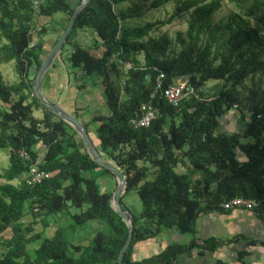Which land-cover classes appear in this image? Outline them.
<instances>
[{
    "label": "trees",
    "instance_id": "1",
    "mask_svg": "<svg viewBox=\"0 0 264 264\" xmlns=\"http://www.w3.org/2000/svg\"><path fill=\"white\" fill-rule=\"evenodd\" d=\"M167 1L154 0L152 7ZM230 1L238 13L222 34L214 28V15L222 0L181 1L167 21L143 27H131L127 22L133 14L120 7L126 0H91L67 38L66 43L78 30H92L102 41L101 56L74 44L68 60L83 78L100 79L108 114L98 112L91 119L97 125L100 152L126 176L125 194L135 191L143 206L140 216L132 215L133 237L123 264H174L192 246L171 244L140 261H132L131 256L137 243L159 236L162 228L194 234L200 214L224 210L221 204L232 198L258 201L264 218V90L253 91L255 98L248 104L235 92L249 76L259 73L264 77V0ZM80 2L0 0V61L13 62L18 77L11 85L0 77V150L9 158L8 168L0 172L5 181L0 184V264H117L127 239L126 225L110 207L111 194L101 191L97 178L83 176L96 170L111 174L89 157L77 133L32 95L36 71L47 53L43 41L30 47L34 16L52 21L55 14L62 13L68 23ZM187 12L189 41L179 35L183 48L176 57L168 58L169 39L148 34ZM44 34L42 27L38 35ZM126 62L133 66L129 71L122 68ZM109 69L122 81V89L111 81ZM159 72L165 75L164 87L188 77L198 98L193 95L172 106L156 90ZM212 80L224 83L219 94L212 100L199 97V90ZM147 102L158 115L149 127L134 129L129 121ZM235 105L244 129L218 132V120ZM37 110L42 111L41 119L34 117ZM84 125L88 131V124ZM21 149L33 158L42 153L40 169L49 177L41 184L28 186L25 179L12 184L29 169L18 157ZM241 154L245 160H239ZM69 209L75 210L70 214L72 231L93 223L103 224L104 231L99 230L86 246L69 241L60 226L52 236H45L48 216L69 214ZM38 211L43 215L42 231L29 236L34 221L28 225L22 221L28 215H39ZM6 233L9 238L3 239ZM216 245L211 238L201 247L211 252Z\"/></svg>",
    "mask_w": 264,
    "mask_h": 264
},
{
    "label": "rangeland",
    "instance_id": "2",
    "mask_svg": "<svg viewBox=\"0 0 264 264\" xmlns=\"http://www.w3.org/2000/svg\"><path fill=\"white\" fill-rule=\"evenodd\" d=\"M181 1L184 0H168L165 4L157 8H153L152 4L154 0H126V2L120 5V7H123L130 14H133V18H130V20L127 21L131 27H143L147 24H154L157 21H167L176 11V8ZM204 1L209 2L211 0ZM135 13L138 14V16H134ZM236 13H238V11L233 2L230 0H222V6L220 10L214 15V28L217 30V32L224 34L225 26L228 25L231 17ZM189 17L190 12L183 13L175 17L170 23L156 27L154 31H151V33L148 34V37L151 36L154 38H159L161 36H166L169 39L171 43L168 47V58L176 57L183 48V45H181L180 40L178 39L179 35L182 39L186 40L187 42L189 41L187 36V21ZM66 19L67 17H65L62 13L55 14L52 21L48 17H43L36 14L32 22V42L36 43L40 40L47 43L46 50L48 53V51L54 45L55 40L61 33V30L66 27ZM42 27L45 29V34L39 37L38 31ZM2 43L3 41L0 39V44ZM74 44L80 45L81 47L87 49L92 55L98 57L101 56L103 51L101 46L102 41L92 30H78L77 33L71 36V40L64 45L59 57L54 61L52 66L45 74L41 84V92L51 102L58 103L63 109L71 113L80 122L88 124L89 134L97 144V149L100 151L98 145L99 142L97 141L95 134L97 125L92 123L91 119L98 112L108 114L105 100L102 95V84L97 76L83 78L82 72L80 70H75L70 66L68 59L74 50ZM138 59L143 61V55H139ZM33 71L34 70L30 72V78L33 76ZM109 73L111 81L116 82L119 89H122V81H117L115 74L111 72L110 69ZM53 74L62 78L60 83L63 82L61 83L62 87L58 89L55 100L52 99L48 94V80ZM259 75V73H256L252 76H249L235 91L241 95V98L244 100L245 104H248L250 100L255 98L252 93L253 91L260 93L264 90V77H260ZM253 76L255 77L252 79ZM0 77L8 85L18 82V77L14 71L13 62L4 63L0 61ZM83 83L86 85V88L83 87ZM223 84L224 83L220 81H208L204 87L199 90L198 95L203 99L212 100L213 97L219 94ZM80 87H83L84 90L81 91ZM121 98L124 97L121 96ZM240 116L241 115L237 111L235 105L231 111L227 112L224 117H221L218 120V132H224L226 134H231L234 130L241 132L244 129L245 122L242 121ZM34 117L41 119L42 111H34ZM248 120L249 115L247 114L245 121L247 122ZM40 156L42 157V153ZM8 159V153L0 150V172L8 168ZM83 176L97 178L98 184L101 187V191L104 193L112 195L116 188L115 179L111 175L103 173L101 170L83 173ZM23 179H26V174L24 173L15 179L12 184L19 185L20 181ZM2 183H5V181L0 179V184ZM122 207L127 209L131 215L136 217L140 216L143 211L142 203L135 191H130L123 195ZM39 212L40 211H38L39 215H35V217H33V215H28L22 221L24 225L31 224V222L34 221V225L32 227L33 232H31L29 236L42 231L43 226L41 224V219H43V215ZM74 212V209H69V214L67 211H65L64 213L48 216L47 221L49 226L45 229V236L52 235L54 233L53 231H55V229L59 228L60 226L63 228L64 235L69 241H73L75 245L81 244L86 246L88 241L92 239V237L99 230L104 231V225L100 223H93L91 225L79 228L75 232L72 231L70 229V225L72 223L70 214ZM7 238H9L8 233L4 234L3 236V239ZM165 245H167V243Z\"/></svg>",
    "mask_w": 264,
    "mask_h": 264
},
{
    "label": "crops",
    "instance_id": "3",
    "mask_svg": "<svg viewBox=\"0 0 264 264\" xmlns=\"http://www.w3.org/2000/svg\"><path fill=\"white\" fill-rule=\"evenodd\" d=\"M61 79L53 74L48 80V94L54 100L62 87ZM239 160H245L242 154ZM211 238L217 241L215 250L204 251L201 246ZM171 244L192 246L178 255L174 264H264V218L236 209L202 213L196 220L194 234H181L175 228H162L159 236L135 245L132 261L157 255Z\"/></svg>",
    "mask_w": 264,
    "mask_h": 264
},
{
    "label": "water",
    "instance_id": "4",
    "mask_svg": "<svg viewBox=\"0 0 264 264\" xmlns=\"http://www.w3.org/2000/svg\"><path fill=\"white\" fill-rule=\"evenodd\" d=\"M91 0H81V2L74 8L73 13L66 25V27L59 34L52 48L43 55V60L40 67L37 69L33 84H32V95L36 98L39 104L49 113L54 115L60 121L66 123L72 130L77 133L80 139L81 146L85 149L89 157L102 169L109 172L116 181V188L110 197V207L117 214L127 227V239L119 252L117 264H123V260L126 251L129 249L134 230L133 217L128 212L123 210L121 205V199L126 191V176L123 171L115 165L113 162L107 160L103 154L97 149L95 141L85 128L83 122L76 119L71 113L63 109L58 103L51 102L42 92L41 84L42 80L52 66L54 61L59 57L64 44L67 41L68 36L73 30L75 20L77 19L80 11L84 9Z\"/></svg>",
    "mask_w": 264,
    "mask_h": 264
},
{
    "label": "built area",
    "instance_id": "5",
    "mask_svg": "<svg viewBox=\"0 0 264 264\" xmlns=\"http://www.w3.org/2000/svg\"><path fill=\"white\" fill-rule=\"evenodd\" d=\"M38 2L35 1L34 6H38ZM34 46V42L30 44V47ZM123 70L129 71L133 68L132 64L126 62L122 66ZM159 76L156 80V90L161 93V95L168 101L172 106H178L180 101L184 98L196 95L195 89L192 85L188 83V77H181L174 81L173 84L164 87L163 80L165 75L163 72H159ZM237 107V106H236ZM158 115L157 109L152 105L151 102L144 103L139 110L136 117L130 119L129 124L134 129L147 128L150 126L151 122L156 119ZM264 135V133H263ZM18 157L29 164V169L26 173V183L28 186H36L41 184L44 180L49 177V174L40 169L42 164V157L33 158L31 154L25 149L18 151ZM221 207L226 210H246L255 213L260 216L259 212V202L249 198L236 197L232 198L221 204Z\"/></svg>",
    "mask_w": 264,
    "mask_h": 264
}]
</instances>
